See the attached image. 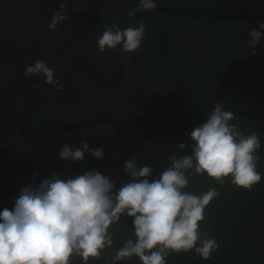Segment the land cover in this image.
I'll return each instance as SVG.
<instances>
[{
    "label": "flooded vegetation",
    "instance_id": "flooded-vegetation-1",
    "mask_svg": "<svg viewBox=\"0 0 264 264\" xmlns=\"http://www.w3.org/2000/svg\"><path fill=\"white\" fill-rule=\"evenodd\" d=\"M119 2L70 0L68 10H63L58 0H0V211L12 210L22 187L38 184L51 172L67 178L97 169L113 178L119 187L129 179L123 167L125 160L135 159L139 166L152 167L155 176L170 166V156L183 155L176 145H191L190 133L199 125L163 134L154 125L166 119L190 117L207 103H198L197 89H188L184 83L202 80L210 89L212 82H220L232 66L225 71L228 62H184L199 58L200 49L195 46L201 39L196 41L192 35L180 33L174 49L168 52L167 62H162V68L153 74L143 72L137 51L129 54L117 47L101 53L97 39L106 25L116 22L103 20L124 14H108L102 3L113 10ZM58 10L66 14V19L50 30ZM132 16L129 13L128 21ZM128 21L119 28L125 29ZM140 47L146 58L153 57L147 40ZM183 55L186 57L182 62ZM37 60L54 71L58 84L48 83L43 74L24 75L25 66ZM189 63L192 66H186ZM206 89L203 87L202 96L207 95ZM260 139L259 152L264 154V139ZM85 140L93 148L103 147L105 157L96 160L86 153L80 163L59 159L64 143L75 149ZM261 164L259 156L257 170L262 174ZM207 180L217 183L206 175H193L185 191L200 195L205 192ZM255 186L250 191L255 192ZM212 188L235 201L251 197H246L248 190L232 185L230 180ZM209 206L215 226L222 233L235 211L238 214L243 210L238 204L226 205L214 199ZM259 209L263 212L253 211L246 221L252 239L259 237L260 230L264 237V206ZM110 230L112 248L104 250L101 258L90 259L89 264H112L113 250L134 239L132 218L122 217ZM261 242L257 247L264 251V239ZM175 254L179 264H186L184 252L171 253L167 264ZM186 254L194 255V251ZM257 255L250 264H257ZM72 264H82L81 258L74 256ZM123 264L141 262L133 257Z\"/></svg>",
    "mask_w": 264,
    "mask_h": 264
},
{
    "label": "clouds",
    "instance_id": "clouds-1",
    "mask_svg": "<svg viewBox=\"0 0 264 264\" xmlns=\"http://www.w3.org/2000/svg\"><path fill=\"white\" fill-rule=\"evenodd\" d=\"M139 7L154 10L156 3L140 0ZM64 19L66 14L54 13L50 30ZM146 34L142 21L123 30L115 24L106 25L97 39L98 49L103 53L120 47L131 54L140 48ZM247 35L251 54L256 55L255 48L264 38V22ZM39 74L48 83L58 84L44 61L25 66V76ZM234 119L233 112L225 111L221 103L214 104L206 121L191 131V145H176L183 155L170 156V166L155 176L152 167L127 159L123 167L129 179L119 187L97 169L67 178L51 172L38 184L22 187L14 208L0 211V264H72L74 256L89 264L90 259H99L104 250L112 248L110 229L122 217L132 218L134 239L113 250L112 264L133 257L141 264H167L171 253L189 251L210 259L219 244L200 230V224L205 208L219 193L214 188L200 195L187 192L189 178L206 175L221 185L230 180L248 191L262 179L257 170L261 140L255 132L242 135L238 126L230 123ZM86 153L96 160L106 154L103 147L93 148L85 140L75 149L64 143L59 159L80 163ZM36 178L34 173L33 181Z\"/></svg>",
    "mask_w": 264,
    "mask_h": 264
},
{
    "label": "trees",
    "instance_id": "trees-1",
    "mask_svg": "<svg viewBox=\"0 0 264 264\" xmlns=\"http://www.w3.org/2000/svg\"><path fill=\"white\" fill-rule=\"evenodd\" d=\"M58 2L66 7L70 0H58ZM155 3L156 7L164 6L171 9L187 11L216 10L225 13H235L241 9L244 0H155ZM102 5L103 11L106 10L108 14L119 15L124 11V14L120 15V17L103 20L104 22L115 20L116 22L113 24L118 27H123L124 23L128 21L130 18L127 17L129 13L132 12L133 15L142 10L139 7L140 0H120L117 7L113 10L107 7L106 3H102ZM63 10H68V8H63ZM141 21L144 23L147 33L142 43L147 40L151 44L150 49L153 57L146 58L141 47L137 50L136 55L143 72L148 74L159 71L162 68V62H167L168 52L172 51L175 43L179 41V33L184 36L192 35L196 41L201 39L195 46L196 49H200L198 52L200 54L199 58L189 61L185 60L186 55H183L181 56L182 62L184 60V62H213V64L228 62V66L225 69L227 71L247 53L246 45L236 37L246 27L243 21H222L215 19L213 15L207 14L186 16L165 12H147L140 15L131 24V27L138 26ZM146 62L161 63L151 64ZM218 83L219 81L216 83L212 82L210 89L207 88V84L202 80L194 83L186 82L183 86L188 87V89H197L196 97H200L198 103H206ZM162 86L164 87L163 84ZM203 87L207 88V95L204 96H202ZM224 103L223 109L233 112L235 116L234 122L245 134L250 135L255 132L259 138L264 139V63L237 80L229 91ZM245 134L242 135L246 136ZM258 155L262 160L260 169L263 170L264 154L258 152ZM261 176V183L255 186V192H247L246 197L251 196L248 200L240 197L235 201L233 198L227 199L220 193L214 198V201L218 200L226 205L238 204L243 209L238 214L235 211V217L231 216L229 218L223 233L219 232V228L215 226L217 224L214 222L215 219L210 212V206L205 208L204 214L206 216L200 230L207 232L210 237L214 238L219 244V248L211 254V258L208 260L203 259L195 252L194 255L184 253L183 261L186 264H248L255 260V254H258L257 264H264V251L257 247V242L262 243L261 241L264 237L261 236L260 230V233L257 231L259 237L252 239L248 235L247 229L249 226L246 222L253 211L263 212L259 208L264 206V172H262ZM210 181L207 180L205 182H208L203 188L205 192L213 186L215 188L216 186H221L219 183L211 184ZM169 264H179V258L176 254Z\"/></svg>",
    "mask_w": 264,
    "mask_h": 264
},
{
    "label": "water",
    "instance_id": "water-1",
    "mask_svg": "<svg viewBox=\"0 0 264 264\" xmlns=\"http://www.w3.org/2000/svg\"><path fill=\"white\" fill-rule=\"evenodd\" d=\"M147 12H165L175 15H200L207 14L213 15L215 19L228 21V22H239L243 21L245 23V29L239 32L236 37L240 39L247 47V53L238 62H236L232 67L223 75L222 79L218 83L217 87L214 89L211 97L206 104L199 107L190 117L183 119H166L159 121L154 126L160 133H171L183 129H188L200 125L206 121V117L211 114L213 110V105L216 103H221L224 107V101L231 90L234 83L240 78L246 76L252 70L256 69L262 63H264V38L261 39L259 44L256 46V55H252V49L248 46L249 37L247 35L248 31L252 29L258 30V25L264 22V0H244V4L241 9L235 13H225L216 10H201V11H187L179 9H171L164 6L156 7L154 10H140L136 12L130 21L127 22L126 28L132 23L137 17ZM125 28V29H126ZM105 118H100L103 120ZM230 123L234 124L233 120ZM238 130L245 134L243 130L238 127ZM248 136L247 134H245ZM261 140V139H260Z\"/></svg>",
    "mask_w": 264,
    "mask_h": 264
},
{
    "label": "rangeland",
    "instance_id": "rangeland-1",
    "mask_svg": "<svg viewBox=\"0 0 264 264\" xmlns=\"http://www.w3.org/2000/svg\"><path fill=\"white\" fill-rule=\"evenodd\" d=\"M185 59V58H184ZM185 66V65H184ZM186 66H192V64H188V65H186ZM193 71V70H192ZM192 71H189V72H187V73H192Z\"/></svg>",
    "mask_w": 264,
    "mask_h": 264
}]
</instances>
